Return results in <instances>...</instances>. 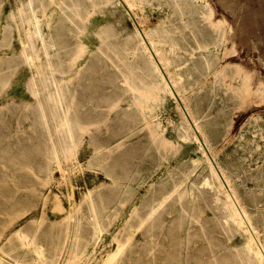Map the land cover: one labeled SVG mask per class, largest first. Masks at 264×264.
Returning <instances> with one entry per match:
<instances>
[{"label": "rangeland", "instance_id": "rangeland-1", "mask_svg": "<svg viewBox=\"0 0 264 264\" xmlns=\"http://www.w3.org/2000/svg\"><path fill=\"white\" fill-rule=\"evenodd\" d=\"M26 2L0 0V130L7 126L4 130L10 133L9 141L5 137L0 147L21 141L20 145L6 147L8 151L0 150V175L3 172L16 175L20 169L27 175L19 181L0 177V259L9 263L16 258L18 264H105L121 244L122 254L120 252L112 264H174L179 259L186 264H196L198 258L202 260L200 264L247 262L243 249L248 233L227 220L214 192L203 183L202 170L206 172V163L200 161L202 154L195 143L179 137L178 124L183 119L176 101L166 92L156 98L149 93L146 103L147 114H156L155 120L172 141L171 147H158L151 143L150 130L142 118V106L129 104L131 95L125 92L122 82L102 86V94L110 95L108 101L97 104L88 100L89 90L82 89L85 85L92 88L94 84V67L88 62L78 79L77 92L81 103L77 109L88 114L77 115L80 128L70 143L71 150L62 157V167L55 161L50 162L44 153L34 154L33 148L25 146V155L20 154L19 163L9 159L8 152L17 154L22 143L29 146L44 135L41 122L33 112L34 95L29 87L36 68L24 62L21 56L26 40L23 27L28 23L23 22L26 17L20 14L25 12L22 8L26 7ZM229 3L153 0L144 3L139 16L147 28L170 22L175 28L174 35L189 48L183 50L184 59L189 58L197 40L212 42L216 39L207 20L202 21L198 15L201 7L206 11L211 7L214 21H224V31L218 32L224 41L217 46L211 44L209 51L196 49L197 54L183 64L182 70L186 81L192 82L190 94L202 99L209 120L221 124L219 133L211 132L217 142L214 149L220 161L230 153V158L239 164L238 174L242 179L233 174L232 178L264 243V0H231L230 6ZM33 7L45 41L62 44V50L79 44L76 55L80 61L88 54V46L93 50L99 46L106 50L99 34L105 37L110 32L108 41L115 39L119 43L130 33L134 35V24L128 14L116 4H105L104 0H33ZM18 11L17 19L9 18L11 12ZM78 25L85 28L82 39L76 31ZM82 40L86 44H80ZM201 51L206 52L210 60L217 55L215 66L209 72ZM101 52L97 53L101 59V78H105L108 70L118 73L115 67H106L104 61L108 59ZM63 58L66 61L68 57L63 55ZM237 64L252 74L251 82L255 81L256 86L252 82L255 92L249 97L234 95L235 91L221 76L224 67L231 69L230 65ZM134 71L140 77L144 75L142 68L135 67ZM227 79L236 86L241 83L240 79ZM139 80L137 78L141 83ZM99 93L94 91V94ZM120 97H123L121 104L110 110V105ZM64 103L67 107L71 105L70 99ZM28 104L30 107H25ZM119 118L123 125L134 130L131 136L120 134L119 137L124 135L120 138L122 145L110 151L106 139L120 125ZM30 155L33 158H29ZM25 157L30 160L25 162ZM138 171L147 177L140 185L135 178ZM178 183H181L178 191L168 199L167 206L159 210L161 217L156 223L149 222L140 228V215L154 199L162 198ZM89 199L103 228L102 239L97 238L99 232L91 216ZM141 199H145V203ZM80 204L79 225L66 232L63 219ZM191 215L195 220H191ZM22 234L29 237V244L18 241ZM37 245L44 248L45 259L35 261ZM194 253L196 257L192 258Z\"/></svg>", "mask_w": 264, "mask_h": 264}, {"label": "bare ground", "instance_id": "bare-ground-1", "mask_svg": "<svg viewBox=\"0 0 264 264\" xmlns=\"http://www.w3.org/2000/svg\"><path fill=\"white\" fill-rule=\"evenodd\" d=\"M152 1L153 0H104L105 4H108L109 6L116 4L124 12L128 14V16L132 19L134 24V35H132L133 33H130L128 36H126L125 39L124 38L122 39L121 43H119L115 39L112 41H108L110 32H107V35L105 37L102 36L103 33L99 34L100 41L102 44L105 43L106 50L104 49L102 50L101 46H99L96 50H93L88 46L87 48L89 50L88 54L83 57L84 61H80V58H78V56L76 55L77 51H79V49L77 48L79 44H76V46L72 48H68V50H62V44L57 43L53 40L45 41L44 31L42 30L39 21H36L37 15L36 12L33 10L34 8L33 0H27L26 7L22 8V11L25 10V12L20 14L26 17L23 19L24 20L23 22L25 24L26 22L28 23L27 26L23 27L26 29V40H25V45L21 50V56L24 62L29 64H34L36 68L35 69L36 74L32 75V77L29 79V87L34 95L33 97L34 101L32 104L33 112L36 114L39 121L41 122L42 129L44 130L43 132L44 138L43 136L40 137V140L37 139L33 144L29 146L27 144L22 143L23 146L21 149H19L20 150L19 153L15 154L11 151L8 152L10 154L9 159L15 160V162H17L20 157V154L24 151V146H25L27 148L29 147L33 148L34 154H36L37 152H42V154L44 153L46 155V158L50 162L55 161L58 163L59 167H62L61 164L62 157L64 156V154H66L71 150L70 143L75 140L77 131L80 128L77 115L88 114V112L85 110L82 111L77 109L78 105L81 104L77 98V92L78 89L80 88L78 79L83 73V67L88 62H90L91 68L94 67L93 77H92L94 84L92 85V88L91 85H85L82 87L83 90H87V91L89 90L87 95L88 100H90L91 102L96 101L97 104L108 101L110 99V95L107 93L102 94L101 92L102 86L106 85L105 83L107 84L111 83L112 85H115L117 82H122L123 85L126 86L125 92L131 95V101L129 102V104L132 105L133 103H135L138 105V107L142 106L140 109H142V114L144 116L142 115L141 116L143 120H145V125L147 129L150 130L151 143L158 147L161 145L165 147H171L172 141L168 139V137L164 134L161 125L155 120L156 114L154 113L147 114L146 103L148 102L147 97H149V93L151 96L153 95V97L156 98L159 97L162 92H166L170 97L174 98V100L176 101L177 106L181 113V117L183 119V121L180 122V124H178L179 137L184 141H192L193 143H195L202 154V158L200 159V161L206 163V172L205 169L202 170V175L204 179L203 183L214 192L215 195L214 197L220 203L222 210L225 211L227 220L231 221L235 227L244 229L248 233V238L244 244V249H243V252L247 257V262L245 261L244 264H264V243L261 240V237H259L257 228L254 226L252 219L250 217V213L245 203H243L241 200L242 196L240 197L239 191H237V185L233 181L234 177L232 176V174L236 177H239L238 170L240 169V166L239 164H236L235 162L236 160L230 158L231 156L230 153L228 154L226 153L225 157L227 158L225 160L223 159L222 161H220L219 158L217 157L216 150L214 149V146L216 145L217 142L212 137L211 132L215 131L219 133V131H221L220 128L221 124L209 120L208 118L209 114L207 112V109L202 105L201 102L202 99L198 95L190 94L189 88H191L190 84H192V82L186 81V76H185L186 74L182 70L183 64H187V61L190 60L191 58H194L193 55L197 54L196 49L205 48L208 49L209 51L211 44L217 46L219 45L220 41L221 42L224 41L222 38H219L218 35L219 34L218 32L223 30L224 28L223 27L224 21L221 20L214 21V19L212 18L213 12L211 7H208V11L204 10V8L201 7L199 9L198 15L200 14V18L202 21L207 20L208 24L210 25V29H212V32L214 33L213 35L215 36L216 39L212 42L211 41L203 42L201 40L199 41L197 40L196 46L190 49L189 58L184 59L182 58V54L184 53L183 50L185 49L188 50L189 48L185 46L187 44H185L182 41H179V39L174 35L175 28L171 26L170 22L166 21L163 22L162 24L155 25V27H151V28L145 27L141 22L139 16L141 12V8L143 7V5H145L144 3L152 2ZM175 1L178 2V0ZM223 1L225 3L227 2V4L229 3V0H223ZM230 4H231V0L229 6ZM20 10H21V6H20ZM19 13H20L19 11L17 13L11 12L9 14V18L15 20L17 19V17L20 16ZM77 15L81 16L80 13H78ZM19 27H21V25H19ZM84 30H85L84 27L80 25L77 26L76 31L81 35L79 37L81 39ZM116 37L118 36L115 35V38ZM80 44L84 45L86 44V42L82 40ZM98 52H101L103 55H106V58L108 59V61H104L106 67H108V69L109 67H115L118 70V73H113L108 70L105 71L107 73L105 75V78H101L99 72L101 59L99 57V54H97ZM200 54L205 59V66L207 71L209 72L210 69H212L215 66V59H217V55L216 57H214V60H210L208 59L207 57L208 54H206V52L201 51ZM63 55L68 57L66 61L64 60ZM230 66L231 69L229 66L223 68L221 72V76L224 78V82L226 81L228 82L227 83L228 87L235 91L234 95H237L240 98H245L247 95L249 97V94L253 95V91L255 89L253 88L255 85L254 84L255 81H252L254 84L252 86V82H251L252 74L250 75L249 72L243 71L242 67L239 66L238 64L235 66L232 65ZM135 67L142 68L144 71V75L141 77L140 75L138 76V74H136L134 71ZM137 78L141 79L139 80L141 83L137 82ZM227 78H230L232 80L240 79L241 83L238 84V86H236V83H234V81L233 82L229 81ZM66 85H68L67 88ZM66 90H68L69 93L68 92L65 93ZM94 91L95 93L96 92H100V93L94 94ZM93 94L95 95L94 97ZM122 98L123 97H120L113 104H111L110 110H113L116 106L120 105ZM66 99H70L71 102V105L68 107L64 103ZM90 101H88V103H90ZM240 102L242 104V101ZM30 105L31 104L25 105V107H30ZM70 108L73 110L72 112H70ZM0 119L2 120V117H0ZM118 121H120V125H118L112 132L111 136H109L106 139V147L110 151H114L115 149H117L122 145L123 142L120 141V138L124 135H121V137H119L120 134L125 133L131 136L134 130L131 126H127L125 124L123 125L122 118H119ZM5 128H7V126L3 127V129L0 130V145L5 140L4 139L5 137H7L6 140L10 138V133L7 134L4 130ZM89 128L90 127H87L88 130ZM20 143L21 141L18 139L14 142L8 143L7 145H5V147L1 146L2 148L0 147L1 148L0 150L4 149L2 150L3 152L8 151L6 147L20 145ZM28 157L33 158L31 155ZM28 157H25L24 161L28 159ZM28 160H26L25 162H27ZM121 160H119L120 163L124 161ZM19 162L20 161H18V163ZM137 173L138 176L136 175L135 178H136V182L139 185L144 181H147V177L143 174V172L138 171ZM131 175H133L134 177L135 174H130V176ZM0 177L3 178L6 177L9 179V181H16V180L19 181L20 178L26 179L27 175L24 169L22 170L20 169V172H18V174L16 175H10V174L8 175V172L5 173L3 172V174L0 175ZM180 184L181 183L176 184L175 188L172 191L168 192L167 194L163 195L162 198L158 200L154 199V202H152L148 206V209L140 215L139 224H138L140 228L149 222L154 224L156 223V221L161 217V213L159 210L167 206L168 199L176 191H178V187L180 186ZM89 195L88 197L90 198ZM141 200H143L144 202L145 199H141ZM89 201L93 213L91 214V216L95 220V224L97 226L96 231L98 230L99 232V234H97V238H100L103 228L99 225L98 218L96 217L97 215L95 209L93 210L92 199H89ZM80 209H81V204L75 206L73 210L67 213V215L64 217L63 223L66 227V232L70 231L72 228H76L79 225L78 212L80 211ZM193 218L191 215L192 221L195 220ZM179 219L181 220V217H179ZM18 231L21 232L22 230L20 229ZM95 235L96 234H94V236ZM67 238L68 237H66L65 240ZM18 239L17 240L22 242L24 245L29 244V237L26 234H22L18 236ZM190 240L191 237H188V241ZM43 249L44 248L41 245H37L36 247L37 257L35 258V261L37 259H41L45 255ZM123 249L124 248H122L120 244L118 249H116V251L111 253L109 259L105 260L106 262L104 263L112 264L116 259V257L120 254L121 250ZM58 255H59V259L57 261L61 259L62 253L61 255L60 254ZM195 257L196 254L194 253L192 255V258ZM45 258L43 257V259ZM201 261H202L201 258H198V260H196V264H200ZM18 263L19 261H17L16 258L15 259L12 258L9 263H7L4 259H0V264H18ZM174 264H186V263L179 259L178 262H175Z\"/></svg>", "mask_w": 264, "mask_h": 264}]
</instances>
